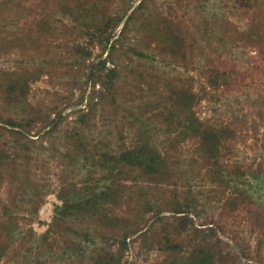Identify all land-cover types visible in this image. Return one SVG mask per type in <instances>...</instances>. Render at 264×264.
I'll use <instances>...</instances> for the list:
<instances>
[{"label":"rangeland","instance_id":"obj_1","mask_svg":"<svg viewBox=\"0 0 264 264\" xmlns=\"http://www.w3.org/2000/svg\"><path fill=\"white\" fill-rule=\"evenodd\" d=\"M142 145L160 173L115 164ZM207 243L264 264V0H0V264Z\"/></svg>","mask_w":264,"mask_h":264},{"label":"trees","instance_id":"obj_2","mask_svg":"<svg viewBox=\"0 0 264 264\" xmlns=\"http://www.w3.org/2000/svg\"><path fill=\"white\" fill-rule=\"evenodd\" d=\"M191 131L192 133H198L201 140V145L204 147L206 152L211 156H217L220 145L223 140V133L214 126H205L203 127L201 123L197 125L196 121L191 122ZM155 153V152H154ZM156 154H152L150 149L147 146H140L135 151L125 150L119 157H115V164H127L135 165L138 164L140 167H144L153 174L160 173V168L164 167L163 159L160 157H155ZM137 162L135 163V159ZM135 163V164H134ZM104 196L107 195L106 192H103ZM89 202V200H87ZM212 233L216 234L215 229H211ZM238 257V255H236ZM217 253L212 248L210 243H207L206 246L202 247L200 251L194 252L190 256L189 264H217Z\"/></svg>","mask_w":264,"mask_h":264}]
</instances>
